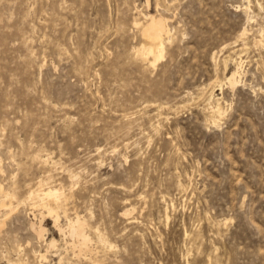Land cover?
<instances>
[{
  "label": "rangeland",
  "instance_id": "rangeland-1",
  "mask_svg": "<svg viewBox=\"0 0 264 264\" xmlns=\"http://www.w3.org/2000/svg\"><path fill=\"white\" fill-rule=\"evenodd\" d=\"M262 35L264 0H0V264H264Z\"/></svg>",
  "mask_w": 264,
  "mask_h": 264
},
{
  "label": "bare ground",
  "instance_id": "bare-ground-1",
  "mask_svg": "<svg viewBox=\"0 0 264 264\" xmlns=\"http://www.w3.org/2000/svg\"><path fill=\"white\" fill-rule=\"evenodd\" d=\"M144 19H145L144 23H140V21L138 20L135 21V26L138 30H140L141 35L144 39V44L138 50L137 54L142 60L149 63L151 67H155L156 64L164 57L163 53L165 50V45L171 39V29L169 27V24L167 23V19L164 17H159V16L156 17L152 14H146L144 15ZM244 35H246L245 31L243 32L241 36H244ZM262 37H264V35H262ZM258 44L264 48V39L260 40ZM237 67L239 66L237 65ZM238 75H239V71L236 73H233L231 77L228 76L229 83L232 87H234L239 82L237 81ZM228 79H226V81H228ZM213 112L222 115L221 113L222 110L220 108H217V109L214 108ZM13 197H15L14 194L5 192V190H3L2 186L0 185V208H4V209L12 208L14 206L11 200ZM29 199L30 201L35 200L37 204L36 207L41 208L42 210L47 212L48 215L51 217H53L54 215H58V213H60L59 211L63 210L64 203H66L65 201H67L65 197L63 196V193H60V190H58L57 187L56 189L48 188V190L39 192V194H35L34 192H32L29 196ZM31 204H33V202ZM58 219L59 217H57V219L55 220L56 225L59 223ZM1 224H2V221L0 220V225ZM85 228H86V222L80 218H77L75 221H71L68 227V234L72 238V241H73L72 246L75 249H78L80 253L90 252L91 239L87 235ZM41 231H42V228L40 229V233ZM105 240L100 241L103 247L108 246V243H107L108 241H105ZM51 246H54L53 243L51 244ZM90 256L91 257L89 258V260L90 262H92V264H103L102 263L103 260L101 261V260H98L97 257L94 258L92 255ZM42 258H45V256H42Z\"/></svg>",
  "mask_w": 264,
  "mask_h": 264
}]
</instances>
